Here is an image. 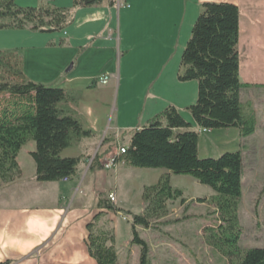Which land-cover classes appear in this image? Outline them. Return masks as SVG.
Wrapping results in <instances>:
<instances>
[{"label":"trees","instance_id":"16d2710c","mask_svg":"<svg viewBox=\"0 0 264 264\" xmlns=\"http://www.w3.org/2000/svg\"><path fill=\"white\" fill-rule=\"evenodd\" d=\"M73 7L42 4L20 7L15 0H0V29H28L56 33L68 28L78 7L99 5L103 0H73ZM118 0H109L114 7ZM240 10L230 2H205L181 56L178 80H196L198 97L185 108L194 121H187L174 105L135 129L125 152L114 162L137 168H163L176 175H190L217 193L215 214L218 224L207 229V243L228 260L240 257L239 264H264V247H255L240 256L242 229L238 207L242 198L244 163L240 151L219 157L202 158L197 129L238 128L243 136L255 129L241 102V91L248 85L240 78ZM0 186L21 177L18 154L29 139L35 142L30 155L35 162L38 182L70 180L79 173L82 156H63L74 138L87 137L90 130L66 106L69 95L62 87L27 78L16 51H0ZM196 127V128H195ZM102 168L98 155L90 170ZM182 197L168 177L145 186V207L135 213L117 206L110 197L98 193L101 209L87 224L88 252L97 264H119L114 228L102 222L104 212H123L130 218V243L140 249L139 264H151L150 248L138 227L158 228L167 215L168 201ZM201 200V199H200ZM184 202V199H182ZM2 261L0 264H8Z\"/></svg>","mask_w":264,"mask_h":264},{"label":"rangeland","instance_id":"374dc122","mask_svg":"<svg viewBox=\"0 0 264 264\" xmlns=\"http://www.w3.org/2000/svg\"><path fill=\"white\" fill-rule=\"evenodd\" d=\"M15 1L20 7H36L46 3L55 6L64 5L68 0ZM123 3V0H119L116 7H122ZM151 20L153 21V19ZM56 33H59L58 36L55 35L57 39L53 40L54 36H51L53 33H38L28 29H0V51H16L22 59L24 73L30 80L43 81L45 84L61 87V81L66 75L76 74V86L83 89V95L92 100L97 112L96 125L103 130H100L98 134L100 148L94 156L84 159V167L87 166L89 170L97 155L99 163L103 167H98L95 174L87 170L86 182L82 187L86 196L80 193L76 198V203L80 202L85 209L88 204H91L97 190H101L98 193L106 197L111 192H115L113 202L117 206L140 213L145 207L142 198L144 187L155 185L161 178L168 177L172 187L181 190L182 197L168 201L167 215L161 218L160 227L148 229L138 227L141 237L149 245L151 264H239L240 257L230 261L207 243V229L218 224V215L215 214L217 193L212 188L199 183L190 175L172 174L163 168H137L128 166L124 162H113L119 154V147L129 145L134 131V129H127V132H119L109 129L115 127L117 115L119 112V114L122 113L121 109L120 111L115 110L116 107H121L122 103L117 102L116 94H114V75L122 70L120 68L123 61L120 62L117 56L112 57L111 60L106 57L104 60L107 53H100L102 59L100 58L101 60L97 62L90 55L84 59L78 57L75 60L78 65L75 71L65 74L72 62L69 60L70 50L65 48L69 42L64 30ZM156 43L148 39L149 45H156ZM133 57L130 59L132 64L130 71H134L135 84L139 88L146 77L150 75L155 77L160 71L164 52L162 50L158 55H155L148 49L147 61L143 63L137 57ZM88 66H92L90 71L85 70ZM108 70L114 75L108 85H102L99 79ZM60 72L64 78L57 83L50 81ZM87 83H90L89 87L85 86ZM66 91L69 100L71 98L79 100L80 92L78 90ZM144 94V91L141 90L140 95ZM241 101L246 115L255 119V129L252 134L243 136L240 130L234 127L212 130L197 129L200 134V157L216 158L228 151H240L242 154L244 163L243 190L238 207V219L242 229L239 241L240 256L251 248L264 247V86L244 87ZM179 111L187 121L194 124L193 118L187 110L180 108ZM123 112L121 115L126 117L131 113V108ZM133 120L134 118H130L128 125L134 123ZM97 126H91V128L96 129ZM94 139L91 136L84 138L88 143L97 140V138ZM80 141H82L81 137L74 138L73 147L67 149L63 156H76L75 150H77ZM34 149L35 142L29 139L18 154L22 170L21 177L24 176L25 180H30L32 174L35 173V162L30 155V151ZM82 172L83 170L80 174ZM91 179L94 180V183H91ZM25 180L23 182H26ZM50 190L43 184L36 183L32 188L28 181L24 185L16 184L14 181L11 183L2 182L0 207L46 208L51 204L50 202L55 201ZM104 221L108 226L114 228L119 264H139L140 249L130 243L132 233L129 216L123 212L109 211L104 212L102 222ZM8 261V264L13 263L11 260Z\"/></svg>","mask_w":264,"mask_h":264},{"label":"crops","instance_id":"0c3cea01","mask_svg":"<svg viewBox=\"0 0 264 264\" xmlns=\"http://www.w3.org/2000/svg\"><path fill=\"white\" fill-rule=\"evenodd\" d=\"M123 1L122 7L116 5L110 7L109 0H103L101 4L95 6L78 7L74 22L64 30L69 42L65 48L70 50L69 60H72L73 65L71 71H66L65 74L75 71L78 66L75 60L78 57L84 59L90 55L97 62L102 59L100 53H107L104 60L106 57L111 60L117 56L120 62L123 61L120 68L122 70L116 75L109 73V70L105 73L111 78L115 76L114 94L117 102L122 103L121 107L118 106L115 110L121 109L124 113L123 111L131 108V113L125 117L119 112L116 125L109 128L110 130L119 132L135 130L144 126L169 105L185 109L196 102L198 82L179 81L178 73L182 52L205 2H230L239 7L240 78L248 86H264V0ZM73 4V0L66 1L64 5H58L56 2V5L67 8L73 7ZM57 34L59 33L51 34L54 36L53 40L57 39L55 37ZM148 39L157 42L156 45H149ZM148 49L155 55L163 50L162 68L155 77L152 75L146 77L137 88L134 71H130L132 66L130 59L134 56L141 63L147 61ZM91 67L88 66L85 70L90 71ZM62 76L60 72L50 81L57 83L64 78ZM76 77V74H69L61 81L63 89L80 92L79 100L71 98L67 107L81 122L83 128L90 130L91 134L87 137L91 136L98 140L99 131L103 128L96 125L95 106L89 97L83 95L84 90L76 86ZM85 86L89 87L90 83ZM136 90L138 91L135 92ZM141 90L144 91V95H140ZM130 118H134L133 121L137 119L128 125ZM91 126L97 128L93 129ZM84 138L81 137L82 141L78 142L79 146L75 150L76 156H82L83 159L94 156L100 148L99 140L88 143ZM87 170L83 162L78 175L70 180L38 182L35 173L30 180H25L24 176L14 180L16 184L23 185L28 181L32 188L35 183L43 184L44 187L51 189L55 201L48 203L50 205L47 207L42 206L46 208L39 209H30L29 206L0 207V261L8 259L13 261L12 264H97L88 252L87 224L102 211L97 208V195L101 190H97L91 204L85 209L80 202L76 203L77 196L85 193L82 187L86 182ZM88 171L95 174L98 169L96 167ZM24 180L26 182H23ZM91 183H94V180L91 179ZM111 193L116 195L115 192Z\"/></svg>","mask_w":264,"mask_h":264},{"label":"built area","instance_id":"2783aa9c","mask_svg":"<svg viewBox=\"0 0 264 264\" xmlns=\"http://www.w3.org/2000/svg\"><path fill=\"white\" fill-rule=\"evenodd\" d=\"M118 2H119V0H118ZM110 79H111V76H110L109 74H103V75L100 77L99 82H100L102 85H107V84L109 83ZM125 150H126V146H120V147H119V154L125 152ZM113 162H114V160H113ZM111 165H112V164H111ZM111 165H110V166H111ZM109 197H110V199H111L112 201L115 200V194H114V193H110V194H109Z\"/></svg>","mask_w":264,"mask_h":264},{"label":"water","instance_id":"95a60500","mask_svg":"<svg viewBox=\"0 0 264 264\" xmlns=\"http://www.w3.org/2000/svg\"><path fill=\"white\" fill-rule=\"evenodd\" d=\"M72 67H73V65L71 64V65L66 69V71H67V72L71 71Z\"/></svg>","mask_w":264,"mask_h":264}]
</instances>
